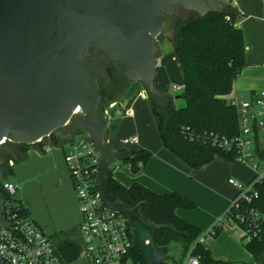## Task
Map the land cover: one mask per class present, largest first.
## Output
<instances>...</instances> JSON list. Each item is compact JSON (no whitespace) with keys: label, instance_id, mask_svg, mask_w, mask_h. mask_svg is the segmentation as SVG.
I'll return each instance as SVG.
<instances>
[{"label":"water","instance_id":"1","mask_svg":"<svg viewBox=\"0 0 264 264\" xmlns=\"http://www.w3.org/2000/svg\"><path fill=\"white\" fill-rule=\"evenodd\" d=\"M230 8L227 0H0V159L6 154L17 161L13 145H34L60 129L84 135L99 154L101 208L133 226L146 264H162L168 250L156 246L150 229L133 222L137 209L107 198L109 166L129 154L107 143L113 112L124 102L100 109L98 80L116 63L125 79L163 111L172 100L156 84L157 49L169 41L165 18ZM100 53L110 66L93 58ZM3 176L0 166V228H9Z\"/></svg>","mask_w":264,"mask_h":264},{"label":"crops","instance_id":"2","mask_svg":"<svg viewBox=\"0 0 264 264\" xmlns=\"http://www.w3.org/2000/svg\"><path fill=\"white\" fill-rule=\"evenodd\" d=\"M227 1L239 12L235 26L241 29L246 47V65L233 83L230 94L223 97L230 104L235 99L249 101L255 94L264 91V0ZM167 49L166 44L158 49V65L163 73L166 71L174 76L176 69H181L180 63L173 47ZM157 85L162 90L168 88ZM142 92L141 87L132 85L123 96L124 107L120 104L113 112L115 118L110 120L107 143L113 150L147 151L151 157L137 173H132L130 164H125L127 169L122 174H117L120 170L117 162L119 168L112 172L113 179L126 187L138 183L157 194L176 193L191 201L194 204L193 209H177L175 214L195 225L203 235L224 215L237 193L228 184V179L235 178L248 183L253 179L254 171L249 166L230 162L219 156L195 169L187 166L164 148L158 134L146 133L138 128L139 119L133 120L136 116L130 107L131 103L135 102L137 97L149 101ZM126 108L132 109V115L124 113ZM116 134H120V139L113 146ZM54 136L58 140L57 143L52 144V138L50 141H44V145L51 148L48 152H43L36 144L27 149L23 159L13 161L7 181L18 187L19 200L29 211L30 220L50 237L55 246L72 243L78 247L80 262H76V258V261L70 264H90L83 255L84 241L79 228V204L64 162V155L71 141H65L62 131H55ZM130 136H137L138 144L122 146L121 139ZM52 186H55V193L59 195L56 200H50L51 197L47 194ZM33 197L39 202L38 209L32 203ZM202 243L212 258L223 264H264V250L254 259L245 249L242 233L237 229L222 226L216 237L206 236ZM173 244L178 246L173 247ZM167 250L168 258L165 264H176L181 258L180 245L170 243Z\"/></svg>","mask_w":264,"mask_h":264},{"label":"trees","instance_id":"3","mask_svg":"<svg viewBox=\"0 0 264 264\" xmlns=\"http://www.w3.org/2000/svg\"><path fill=\"white\" fill-rule=\"evenodd\" d=\"M238 17L239 12L231 7L228 11L209 12L204 16L193 13L184 20H176L172 27L171 41L181 67L183 89L180 98L184 99L185 105L175 108L171 100L163 111H159L147 98L157 119L162 145L192 169L210 163L216 156L233 161L232 154H225L212 146V138H233L239 135L237 111L223 99L230 94L233 83L246 65L243 33L235 26ZM98 92L100 109L115 101L114 96L120 95L119 100L123 97V90L105 93L98 89ZM58 131L63 132L65 141L73 140L66 129ZM52 136V144L57 143L54 133ZM47 140L50 141V138ZM30 146L33 145H13L17 161L23 159ZM121 151L129 154L127 160L120 162L130 164L132 173H137L138 164L144 165L151 157L147 151ZM9 160L14 161L6 154L0 159L4 181L11 174ZM108 177V200L119 203L127 210L137 209L133 222H140L151 230L157 247L167 248L170 243L180 245L181 258L176 264H181L188 253L197 257L199 264H223L214 260L209 250L199 242L201 231L176 216L177 209H193L191 201L176 193L157 194L138 183L126 187L113 179L111 170H108ZM255 188L258 198L250 206L264 215V184H256ZM4 195L7 207L16 211L20 217L30 219L29 211L15 195L10 196L6 192ZM130 231L133 247L129 258L133 264H146L141 243L131 225ZM220 231L221 227H216L213 237ZM244 247L257 259L264 250V239H254L245 243ZM57 249L68 263L73 262L79 254L78 247L72 243L63 244Z\"/></svg>","mask_w":264,"mask_h":264},{"label":"built area","instance_id":"4","mask_svg":"<svg viewBox=\"0 0 264 264\" xmlns=\"http://www.w3.org/2000/svg\"><path fill=\"white\" fill-rule=\"evenodd\" d=\"M169 89L176 93L183 86L173 85ZM116 104H109L107 109ZM230 104L237 111L239 135L233 138L215 136L212 146L225 154H232V162L249 166L254 176L248 183L228 179V184L237 193L224 215L200 236L201 243L204 237L215 235L216 227L222 226L239 230L244 244L254 239H264V215L250 206L258 198L255 185L264 184V91L255 94L249 101L235 99ZM79 112L77 109L74 114ZM124 113L130 116L132 109L126 108ZM46 139L49 138L40 139L34 145L48 152L51 148L44 145ZM138 142L137 136L121 139L124 147L137 145ZM64 162L79 204L84 257L90 264H133L129 258L133 247L130 224L121 214L101 208L96 174L99 154L91 149L84 135L70 142ZM116 163L109 166L111 173L119 168ZM8 165L12 166L13 161L9 160ZM141 166L138 164V168ZM17 189L15 184L2 181V190L10 196L16 195ZM3 216L10 224L9 228H0V259L4 264H70L62 259L50 237L29 218L20 217L7 205ZM181 264H199V260L188 253Z\"/></svg>","mask_w":264,"mask_h":264},{"label":"rangeland","instance_id":"5","mask_svg":"<svg viewBox=\"0 0 264 264\" xmlns=\"http://www.w3.org/2000/svg\"><path fill=\"white\" fill-rule=\"evenodd\" d=\"M192 15H193L192 12L182 11V13L179 16H177V17L173 16V18H171V19L167 18V21H166L165 26H164V33L171 38L173 23L176 20H184V19H186V18H188L189 16H192ZM166 45H168V49L169 50L172 48V42H171L170 39H169V41L167 42ZM156 71H157L156 84L163 85L164 87L168 86L167 90H166V88L164 89V93L167 96H169L170 98H172L173 106L175 108L184 107V105H185L184 99H182V98L175 99L176 96H180L181 92H176L175 93V92H172L171 89H169V87H171V86H173L175 84L183 86L182 85L183 83H182V72H181V69L177 68L174 76H171L172 74H170V75L167 74L166 71H164V73H163V71L161 70L159 65H157ZM130 83H131V85L135 84L137 86L136 83H132V82H130ZM114 97H115L114 98L115 101L113 100L112 103H118L120 95H116ZM130 107L133 109L134 114L136 116V119L133 118V120L139 119L138 123H137L139 129L145 131L146 133H151L152 134V132H154V133L158 134V123H157V119H156V117H155V115L153 113L152 104H151L150 101H147V100L145 101V100H142L139 97H137L135 99V102L131 103ZM128 119H131V118H128ZM126 127L127 126H125V128ZM73 137L76 140V139H78L80 137V135L77 134V135H74ZM114 139L115 140L112 143L113 146L115 145V143L117 141H119L120 134H116ZM118 164L120 165V170L117 172V174L120 175V174H122L124 172L125 169H127V165L121 164L120 161H118ZM54 188H55V186H52V189L47 193L51 197V198L49 197L50 200L51 199L52 200H56V199L59 198V195L57 193H55ZM15 197H16V199H19V193H17L15 195ZM32 203H34L35 208H37V209L39 208V202L34 197L32 199ZM172 246L173 247H177L178 245L177 244H173ZM81 253H82V251L80 252V254ZM80 257L81 256H78L77 257V261L76 260L75 261L76 262H80ZM129 264H131V263H129Z\"/></svg>","mask_w":264,"mask_h":264},{"label":"flooded vegetation","instance_id":"6","mask_svg":"<svg viewBox=\"0 0 264 264\" xmlns=\"http://www.w3.org/2000/svg\"><path fill=\"white\" fill-rule=\"evenodd\" d=\"M182 13V12H181ZM180 13V14H181ZM174 15L167 16L165 18V23L168 19L173 18ZM177 17V16H176ZM176 22V21H175ZM173 23V26L175 24ZM170 40L168 35H166ZM172 42V41H171ZM161 47H158V49ZM157 49V52H158ZM93 58H97L100 60H103L106 64V66H110L109 62L107 61L106 57L104 56L103 53L100 54H95ZM114 69L111 71V74L108 75L107 73H104L103 77L98 80V89L103 90L105 93L112 92L114 90H123V96L126 94V92L131 88V83L125 79V77L120 73L118 64L114 63L113 64ZM125 92V93H124ZM123 98V97H122ZM121 98V99H122ZM120 99V100H121ZM119 100V101H120ZM108 107L104 108V110H107Z\"/></svg>","mask_w":264,"mask_h":264}]
</instances>
